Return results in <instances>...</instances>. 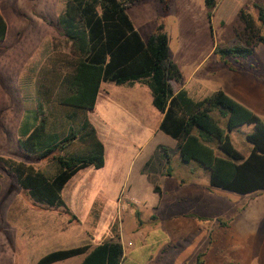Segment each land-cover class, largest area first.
Wrapping results in <instances>:
<instances>
[{
  "label": "rangeland",
  "instance_id": "obj_1",
  "mask_svg": "<svg viewBox=\"0 0 264 264\" xmlns=\"http://www.w3.org/2000/svg\"><path fill=\"white\" fill-rule=\"evenodd\" d=\"M66 1L0 0L11 25L20 28L19 39L29 41L28 50L34 54L29 72L22 80L27 107H33L36 102L38 80L44 67L50 65L49 60L61 55L65 56L60 59L67 58L61 53L67 50L58 25V17ZM148 2L147 8L156 5L158 10L157 13L153 9L150 17L156 19L159 16L160 23L167 24L172 31V54L174 39L183 27L191 41L204 45L210 41L209 36L201 33L204 26L189 27L192 14L185 15L184 11L181 13L174 9L166 17L169 10L163 13L157 0ZM262 8L264 0H220L212 23L215 28L220 24L219 44H233L237 32L243 30L240 10H247L257 17ZM194 15L195 18L199 16ZM204 19L206 25V13ZM56 51H60L61 55ZM237 66L244 68L246 78L256 77L264 89V44L257 46L252 55L238 57ZM139 86L138 83H103L97 109L90 113V117L104 139L107 167H90L80 171L63 191L68 206L75 211L74 215L70 214L73 222L63 215L57 217L56 223L60 228L55 227L49 236L37 240L35 231H28L30 226H26L24 219L17 215L22 209L17 208L19 203L30 201L29 194L17 186L15 178L16 186L5 184L0 199V264H35L51 250L80 246L87 241L98 244L115 240L119 233L126 252L123 264H165V259H159L164 253L156 249L157 245L165 242L167 235H177L182 245L181 257L176 264H196L198 258L193 262L189 260L193 250L201 247L203 255L199 260L202 264L205 261L209 264H264V192L244 196L212 188L209 169L196 161H182L176 140L164 132L156 134L154 126L161 112L152 103L150 88L142 84L140 90ZM15 92L21 91L17 88ZM21 103L20 97L5 92L0 94V153L12 151L18 161L42 168L46 161L37 162L23 153H17V145L7 142V138L13 139L16 132L12 122L20 119ZM254 104L257 111L249 108L264 119V101L254 99ZM254 129V124H244L230 132L234 146L245 155L251 149L247 134ZM140 148L138 161L152 154L165 159L164 148L170 155L165 175L159 181L157 179L158 184L153 187L144 180L136 181V166H130ZM128 194L142 202L135 204L129 201ZM125 210L132 218L130 226L123 217ZM62 211L69 213L66 209ZM195 214L209 219L200 220ZM181 221L188 223L187 229L177 227ZM207 235L211 237V244L209 250H204L203 247L209 244L206 242L203 246ZM80 261L81 256H78L54 264H79Z\"/></svg>",
  "mask_w": 264,
  "mask_h": 264
},
{
  "label": "trees",
  "instance_id": "obj_2",
  "mask_svg": "<svg viewBox=\"0 0 264 264\" xmlns=\"http://www.w3.org/2000/svg\"><path fill=\"white\" fill-rule=\"evenodd\" d=\"M148 1H66L58 25L67 50L61 53L67 58L60 59L65 55L56 51L61 56H54L44 67L36 87V104L26 108L20 127L22 150L28 158L47 164L37 168L25 161L2 159L35 202L66 207L62 193L68 182L90 166H105L106 147L90 112L106 82L147 85L153 105L163 114L159 129L176 140L182 161H196L210 170L212 188L244 196L264 192V119L224 90L194 100L186 90L175 89L182 74L170 57L164 23L144 39L128 13ZM157 1L163 13L170 9L169 0ZM205 3L211 21L220 0ZM239 15L244 28L237 32L235 42L216 46L215 53L222 58L248 57L264 44V8L257 17L247 10H240ZM5 33L6 22L0 15V40ZM244 124L255 126L246 137L251 145L248 155L234 146L230 136ZM164 155L169 162L165 148ZM79 255H85L81 264H122L124 247L119 240L94 247L83 244L51 251L36 264H53ZM202 255L196 264H202Z\"/></svg>",
  "mask_w": 264,
  "mask_h": 264
},
{
  "label": "crops",
  "instance_id": "obj_3",
  "mask_svg": "<svg viewBox=\"0 0 264 264\" xmlns=\"http://www.w3.org/2000/svg\"><path fill=\"white\" fill-rule=\"evenodd\" d=\"M149 3L150 2L141 3L128 10V13L132 21L134 22L135 27L138 29V31L141 33L144 39H148V37L157 30V27L160 24V19H158L159 16L158 17L156 16V19L155 17L153 19L150 17V15H152L151 12L153 11V9L156 10L157 13H158V10H157L156 5H154L153 8L152 7L147 8L146 5ZM174 9H176L178 12H181V13L182 11H184L185 15L192 14L193 15L192 22L189 24V27L191 29H194L195 27L202 25L207 29V31L204 27H202L201 33L204 36H207V37L209 36V38H211L210 41L206 45L201 44L199 42H193L191 41L190 37H188L185 34V28L183 27L182 31H180V34L178 33L177 37L174 39L175 41L172 44L174 53L172 54L170 50L171 42H172V38H171L172 31L170 32L169 26L164 23L165 30L167 31L168 36H169L170 57L179 66L181 74H182V80L179 83L174 84L175 89L177 91L180 89L186 90L189 96L193 98L194 100H202L203 98L209 96L213 92L221 89V90H224L230 96L234 97L238 101L245 104L246 106L251 107L257 111L258 109H256L255 107L254 99H261L264 101L263 86L258 83V79L256 77H248V78L245 77L243 73V71L245 70L244 68H239L237 66L236 58H222L215 53L216 46L219 43H221L219 40L220 36L218 33L220 24H218L216 28L215 26L212 25L214 16L210 21L209 16H208V8L206 6L205 0H172L170 4V9L167 12L166 17L169 16V14H171V12ZM205 13L207 15L206 25H205V19H204ZM194 14H199V16H196L195 18ZM0 15L6 22V33H5V36L0 40V94H2L3 92L13 94L16 97H20L22 101L21 103L22 104V114L20 116V119L12 122L14 125V128H16V132H14L13 139H11L10 137L7 138V142L15 143L17 145V150H18L17 153H23L24 155H26L20 145V137H21L20 127L24 119L26 108H27L26 102H28V100L24 96L22 80L25 78V74H28L29 72L28 70L30 68V65H32L33 63L31 59H33L34 54L33 52H30L28 50V48L30 47V42L23 40V39H19L20 28L14 27L13 25H11V23L9 22V19L7 18V16L2 10L1 4H0ZM144 35H147V36L145 37ZM138 84L140 85L138 89L142 90L141 86L143 83H138ZM17 88L21 91L20 93L15 92V89ZM102 88H103V84H102L101 90ZM100 95H101V92L99 94L95 109H97ZM105 108H107V106H105ZM95 109L91 112H94ZM162 119H163V114L161 113L159 120H157L154 126L156 134H159L160 132H162L159 129V125ZM139 122L141 123V121ZM97 130H98V134L101 140L104 142V139L99 133L100 129L97 128ZM156 147H158V145ZM140 152H141V148L139 149V152H137L135 156L133 157L130 163L131 164L130 166L132 167L133 165V168L134 166H136L135 171H134V176H135L136 181L144 180L146 181V184H148V186L153 187L154 185L158 184L157 181H159V179H162L163 175H165L166 159L161 158V155L155 156L154 154H152L149 156H145L143 159L138 161ZM13 153L14 152L12 151L0 153V174H1L0 199L2 197V192H3V189L6 183H10V185L13 187L16 186L14 180L15 179L17 180V178L15 177V175H13L7 170L4 163L2 162V159L4 158H10V159H14L18 161L19 159ZM105 167H107V162L105 163V166L101 169H104ZM79 174L80 172L77 173L74 177H76ZM132 174H133V171H132ZM151 176H153L154 178H152ZM74 177L68 182L65 188H67V186L71 184L70 182L74 179ZM17 184H18L17 185L18 187H21L20 184L18 183V180H17ZM29 197H30V201L19 203L20 205H18L17 208L20 207L22 209L18 212L17 215H19L22 219H24V221L26 222V226H30V228L27 229L28 231H30V229L33 232L35 231L36 235H38L37 240L39 238L45 237V235L49 236L51 231L55 227L60 228L59 225L56 223L57 217H60L63 215L67 218L69 222H73V220L70 218V214L74 215L75 211H73L68 206V203L66 202L64 196L63 198L66 203V207L47 206L45 204L35 202L31 198L30 195ZM128 198H129V201L132 200V202L135 204L142 202L140 199L134 196H131L129 194H128ZM136 206L139 207L140 205H136ZM62 209H66L69 213L63 212ZM123 217L127 225L130 226L131 220H132V218L130 217V213L126 212L125 210V216ZM46 219H48L47 222H46ZM197 221L203 222L200 220H197ZM177 227L182 230L187 229L188 223L186 221H181L180 223H178ZM176 236L177 235H170V236L167 235L166 238H164L165 242H162L161 244L157 245L156 251L159 250L164 253V254H160L159 259L161 258L165 259L164 261L165 264H176L177 259L181 257L180 253H181L182 245H181V242H179V240L176 238ZM128 238H130L129 235H128ZM115 240H119L123 244L124 259H125L126 252H125V245L122 239V235L120 236V233H119V235L116 236ZM210 241H211V237L210 235H207V241L204 240L203 246L206 244V242H209V244L206 247H203L204 250L205 249L209 250V246L211 244ZM129 243H131V238L129 239ZM36 244H38L37 241H36ZM85 244H90V243L87 241ZM98 244H90V245L94 247ZM27 247L28 246L26 245L25 246L26 253L28 249ZM200 249H202V247L199 249L193 250L191 260L189 261L193 262L196 258H198L199 253L201 254ZM51 251H54V250H51ZM79 256H81V261L79 263L81 264L85 255H79ZM204 264H209V262L205 261Z\"/></svg>",
  "mask_w": 264,
  "mask_h": 264
}]
</instances>
